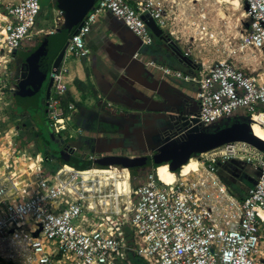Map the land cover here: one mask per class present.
Masks as SVG:
<instances>
[{
    "label": "built area",
    "instance_id": "built-area-1",
    "mask_svg": "<svg viewBox=\"0 0 264 264\" xmlns=\"http://www.w3.org/2000/svg\"><path fill=\"white\" fill-rule=\"evenodd\" d=\"M239 3L245 7L248 26L242 48L264 55V0ZM180 4L184 6L181 0L97 1L69 36L64 58L52 73L48 108L56 133L64 135L76 109L74 102L62 103L69 84L67 59L90 55L86 37L97 19L112 13L141 45L154 42L155 34L147 22L150 18L170 35V41L178 37L173 28L181 22L193 32V38L211 33L207 13L185 14L180 12ZM41 10L40 0H19L0 7L3 58L14 60L15 52L34 40L37 34L32 29ZM55 22L58 27L64 17ZM159 67L167 75L198 85V117L203 127L245 107L252 114L253 130L256 118L264 114V72H248L229 58L210 65L203 62L191 75ZM258 124L264 129L263 121ZM19 135L16 130L7 148L0 150V260L5 263L135 264L123 252L128 248L122 237L126 227L131 232L132 254L144 264H264V152L250 142H226L194 154L197 170L184 172V164L175 171L166 162L175 174L173 181L163 178L156 165L144 181L133 185L130 167L98 165L95 156L88 168L63 163L55 172L43 170L33 142L21 147ZM230 159L259 169L243 199L217 173V164ZM121 218L128 220L125 226Z\"/></svg>",
    "mask_w": 264,
    "mask_h": 264
},
{
    "label": "rangeland",
    "instance_id": "rangeland-1",
    "mask_svg": "<svg viewBox=\"0 0 264 264\" xmlns=\"http://www.w3.org/2000/svg\"><path fill=\"white\" fill-rule=\"evenodd\" d=\"M57 1L58 0H56V2ZM40 2L42 5H44L43 2L45 3V8L43 7L40 13L38 24L32 29V34L37 35L33 41L24 43L19 49L17 54L19 59H11L9 61L8 57L3 58L4 55L0 52V150L7 148L8 141L14 137L16 130H18L12 122H8V116L14 101L17 82L22 76L19 68L21 57H23L24 60L22 61H25V63H27L26 61L31 62V64L35 63V72L33 71L34 74L31 76L28 83H32V79L37 77L36 74L42 70L46 71L45 77H37L38 81L40 80V91L42 94H46L47 85L52 75V61L54 55L58 48L65 45L67 42L68 33L66 29L68 26L66 22H62L58 27H56L55 22L58 17H64L65 21L64 12L54 5L53 0H40ZM181 2L184 3V6L180 4V12L184 11L185 14L191 12L195 14L205 12L208 15L207 21L210 22L209 31L211 33L207 36H205V34H196L195 38L192 36L193 32L186 28L182 22L178 23V25H175L173 28V30L176 31V36H178L177 38L172 36L174 39L173 41H176L182 51H188L190 57L196 61L197 65L202 66L203 62L206 63V65H210L219 59L228 58L229 53H233V55L236 54L240 59L245 60L244 62H238V64L248 72L259 74V72L264 71V55L248 47L242 48V37L248 32V26L244 14L245 7L240 5L239 0H181ZM51 5L54 6L51 7ZM0 7H3L1 3ZM53 30L54 32L50 33ZM2 32V26L0 25V34H2ZM210 34H212V37H210ZM167 53L168 50L163 49L158 56H167ZM171 62L172 60L170 64H173V62ZM172 66L181 69L180 66L174 64ZM148 67L155 71L160 78L163 76L168 80L172 79L170 76L163 75L156 67L151 65ZM178 86L183 87L181 83H178ZM113 103L114 105L120 106L116 101H113ZM261 108H263V106H261ZM93 109L94 114H90V116L89 114H74L73 120L69 124L67 130L62 131V134H64L62 136L54 131L53 127L50 125L51 120L47 117L46 126L43 127L45 148L43 147L42 149L45 151L48 148L53 160L46 161L43 152L38 151L35 142L31 141L35 146L34 150L40 158L39 164L43 166V170L55 172V170L62 165L64 153L61 149H63L65 145L76 148V154L80 156L85 155V159L89 161L91 160V156H95L100 159L98 165H106V160L104 159L108 155L98 144H95L94 138L100 134H103L105 137L116 134V126H118L121 120L120 116L113 115L111 110L103 107L101 103H98ZM251 115V112L247 108L241 107L235 110L230 117L233 119L241 118L250 122ZM18 116V118H20V115ZM262 118L263 116H260L258 121H261ZM226 119L227 117L221 118L210 125V127L218 126L225 122ZM4 122L6 125L2 124ZM80 126L83 128L82 132L76 133L73 128ZM254 129L258 136L262 134V129L258 122L254 123ZM18 139H21L20 136ZM25 147L27 146H24V148ZM145 163L147 165L131 167L133 185L139 184L140 180L144 181L148 173L154 172V168L157 165L154 161V156L152 155L148 162L145 160ZM217 167V173L223 177L232 192H234L233 189L235 187H241L247 190L249 188L248 186L254 184L259 176V169L251 163L238 159L219 162ZM162 171L163 170L159 171V173L163 175ZM135 174L138 175L136 179L134 176ZM120 221L125 226L128 220L121 218ZM130 236L131 232L125 227L122 231V237L126 239L128 248H125L123 252L129 253L128 257L131 262L135 264H144L141 258L132 254ZM0 264L9 263L0 260Z\"/></svg>",
    "mask_w": 264,
    "mask_h": 264
},
{
    "label": "crops",
    "instance_id": "crops-1",
    "mask_svg": "<svg viewBox=\"0 0 264 264\" xmlns=\"http://www.w3.org/2000/svg\"><path fill=\"white\" fill-rule=\"evenodd\" d=\"M8 2L17 3L19 0H0L3 6ZM167 40L155 36L152 44L141 45L139 38L121 19L107 12L97 19L86 37L90 55L67 59L69 84L63 98L65 99L68 93L71 94L73 99L69 101L74 102L76 106L74 114L90 116L94 114L93 107L101 103L103 107L110 109L113 115L120 116L121 122L116 126V134L107 137L100 134L94 138L95 144L107 155H154L163 144L164 112L174 105L175 93L184 91L196 98L198 85L195 82L167 75L159 67L168 66L183 75H191L201 67L195 61L197 70L196 67L190 69L175 60L173 64L181 69L174 68L173 64H170L171 60L166 61L162 56H158L162 49L171 52L167 46L170 37ZM173 42L181 49L176 41ZM183 52L186 53V50ZM228 58L237 60V63L245 61L233 53H229ZM149 65L172 79L168 80L163 76L160 78ZM263 72L259 73L263 75ZM178 83L183 87L178 86ZM113 101L120 106L114 105ZM77 128L83 130L81 126ZM159 168L160 171L163 170L162 177L167 181L174 179L175 174L168 171L166 163Z\"/></svg>",
    "mask_w": 264,
    "mask_h": 264
},
{
    "label": "water",
    "instance_id": "water-1",
    "mask_svg": "<svg viewBox=\"0 0 264 264\" xmlns=\"http://www.w3.org/2000/svg\"><path fill=\"white\" fill-rule=\"evenodd\" d=\"M98 0H58L59 8L64 12L65 22L68 26L66 29L68 36L73 28H78L86 15L95 7ZM148 24L153 30L156 37L164 38V31L157 25L152 18L148 19ZM65 45L60 46L54 55L52 61V73L58 68L64 58L67 48ZM167 46L171 50L163 58L175 61L185 65H192L194 60L184 53L178 46L167 42ZM163 50V49H162ZM160 50V52L162 51ZM32 61V60H31ZM167 61V60H166ZM34 65V64H32ZM35 66L30 71L29 62L25 63L26 72L21 76L23 79L30 80L35 72ZM41 69V67H40ZM39 69V70H40ZM34 71V72H33ZM31 72V73H30ZM28 76L26 77L25 75ZM40 78L45 77L46 71L42 70L37 74ZM53 75H51L46 89V114H49L48 100L51 97L53 89ZM35 82V81H34ZM176 92V91H175ZM175 93V103L164 112V141L160 145L157 152L153 155L157 165L170 163L172 170H178L181 165L188 162L196 153L206 152L226 142L241 140L247 141L255 145L264 152V139L254 134L251 127V120L237 119L232 124L217 127L215 131L208 130L212 127H203L199 122V101L185 93L184 91ZM151 156L129 157L127 155H108L105 157L106 165L118 164L127 167H137L147 165ZM100 159L98 158L97 162Z\"/></svg>",
    "mask_w": 264,
    "mask_h": 264
},
{
    "label": "trees",
    "instance_id": "trees-1",
    "mask_svg": "<svg viewBox=\"0 0 264 264\" xmlns=\"http://www.w3.org/2000/svg\"><path fill=\"white\" fill-rule=\"evenodd\" d=\"M43 4L44 5H42L41 3L42 10L43 7L45 8V3L43 2ZM54 5L59 7L58 1L57 2L55 1ZM54 5H51V7H53ZM76 30L77 28H73V30L69 34L71 35ZM169 36L170 35L167 34L164 36V38L169 40ZM18 51L19 49L15 52V54H18ZM22 60H24L23 57H21V61ZM29 64L31 71L32 67L35 66V63L34 65H32L31 62H29ZM39 85H40V80L38 81L37 77L35 79H32V83H28V78L18 80L17 89L14 95V101L13 104L11 105V112L9 113L8 116L9 119L8 122H12L17 127L20 134L19 136L21 138L19 139L21 146L23 147L27 146L28 143L34 141L38 151L43 152L46 161H52L53 157L51 156L48 148L45 151H43L42 149L43 147L45 148L43 127L46 126L47 117H49V114H46V103H47L46 94H42V92L39 89ZM72 99L73 98L71 97V94L68 93L67 97L65 99L63 98V103L67 104L66 102ZM18 115H20V118H18L19 117ZM2 124L6 125L5 122ZM212 129L213 128L211 129L208 128V130L210 131H212ZM259 137L264 139L263 129H262V134L259 135ZM76 150H77L76 148L70 147L69 145L63 146V149H61V151H63L64 153V160L62 161V164L70 163L71 165H74L78 169L91 167L92 165L91 160L89 161L87 159H84L83 155L81 156L77 155ZM250 186H252V184H250L248 187ZM233 191H234L233 192L234 195H236L239 199H243L247 194V191L241 187H235Z\"/></svg>",
    "mask_w": 264,
    "mask_h": 264
},
{
    "label": "flooded vegetation",
    "instance_id": "flooded-vegetation-1",
    "mask_svg": "<svg viewBox=\"0 0 264 264\" xmlns=\"http://www.w3.org/2000/svg\"><path fill=\"white\" fill-rule=\"evenodd\" d=\"M56 0H53V2H55ZM16 56H15V59H19L18 57H17V54H15ZM21 57V56H20ZM20 61H21V59H20ZM185 65V64H184ZM186 66H188L190 69L191 68H195L196 67V64H195V61L193 62V64L190 66V65H186ZM19 68H20V74H23L24 72H26V68H25V61H21V63H19ZM196 70H197V67H196ZM26 77L28 76V74L27 75H25ZM19 79H23V78H19ZM237 119H233V118H231V117H227V119H226V121L225 122H223L222 124H220V125H218V126H214V127H212L213 129H212V131H215L216 129H217V127H219V126H221V127H224V126H227V125H230V124H232L234 121H236Z\"/></svg>",
    "mask_w": 264,
    "mask_h": 264
},
{
    "label": "bare ground",
    "instance_id": "bare-ground-1",
    "mask_svg": "<svg viewBox=\"0 0 264 264\" xmlns=\"http://www.w3.org/2000/svg\"><path fill=\"white\" fill-rule=\"evenodd\" d=\"M238 5V4H237ZM236 6V5H235ZM40 16V15H39ZM39 18V17H38ZM5 32L3 31L2 32V35L4 34ZM1 37V36H0ZM168 41V40H167ZM169 43H173V44H175L173 41H169ZM176 45V44H175ZM177 46V45H176ZM261 116H263V118H262V120L261 121H263L264 122V114H262ZM260 117V116H259ZM259 117H257L256 119H259ZM257 122H258V120H257ZM253 131H254V133L256 134V132H255V129H254V124H253ZM257 135V134H256ZM258 136V135H257ZM259 137V136H258ZM261 138V137H260ZM198 165H199V163L197 162V160L195 159V158H192L188 163H186L185 164V166H184V172L185 171H188L189 169H195V170H197L198 169ZM166 166L168 167V165L166 164ZM160 169V168H159ZM160 171V170H159ZM168 171L170 172V173H173L172 172V170H170V169H168ZM173 181V180H172Z\"/></svg>",
    "mask_w": 264,
    "mask_h": 264
}]
</instances>
